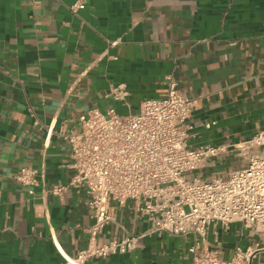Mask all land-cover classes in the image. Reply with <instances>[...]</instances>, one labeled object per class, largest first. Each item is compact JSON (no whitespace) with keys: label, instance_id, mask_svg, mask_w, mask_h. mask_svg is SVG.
<instances>
[{"label":"crops","instance_id":"crops-1","mask_svg":"<svg viewBox=\"0 0 264 264\" xmlns=\"http://www.w3.org/2000/svg\"><path fill=\"white\" fill-rule=\"evenodd\" d=\"M75 1L0 0V264H65L55 242L72 256L88 245L95 220L87 193L43 189L70 182L71 150L61 135L90 109L137 114L143 101L165 97L173 77L198 100L191 148L238 144L264 128V0H86L78 15ZM113 88L124 90V101ZM226 160L194 172L202 177ZM23 167L37 172L34 194L15 179ZM111 205L116 221L101 241L149 230L139 203ZM240 232L239 224L218 228L225 259L249 244V232ZM193 244L147 235L131 254L88 264H192Z\"/></svg>","mask_w":264,"mask_h":264},{"label":"built area","instance_id":"built-area-1","mask_svg":"<svg viewBox=\"0 0 264 264\" xmlns=\"http://www.w3.org/2000/svg\"><path fill=\"white\" fill-rule=\"evenodd\" d=\"M41 2L31 0L34 6ZM85 8L86 0H76L70 10L78 15ZM125 95L121 88L111 90L117 101H124ZM197 103L169 77L165 97L143 101L137 114L90 109L79 117L75 129L61 135L70 147L74 174L68 184L43 190L58 197L69 188L85 191L95 220L87 229L88 245L74 256L55 242L65 264L131 254L145 236L153 234L192 237V264H254L264 259V128L238 144L191 148L189 120ZM52 131L49 128V138ZM222 156L247 164L211 181L201 176L187 179V173ZM15 179L30 194L39 185L37 172L29 167L19 169ZM129 200L140 204L149 230L101 241L100 233L116 221L111 202L124 207ZM234 224L241 226L240 236L249 232L250 242L245 247L237 244L231 258L225 259L218 228L229 230ZM212 228L216 247L209 238Z\"/></svg>","mask_w":264,"mask_h":264},{"label":"rangeland","instance_id":"rangeland-1","mask_svg":"<svg viewBox=\"0 0 264 264\" xmlns=\"http://www.w3.org/2000/svg\"><path fill=\"white\" fill-rule=\"evenodd\" d=\"M246 164H247L246 161L235 159V158H233V156H230L229 160H226L223 163V165H219L217 168H213L212 171H209V172H207L205 170L204 171L205 174L202 176V178L206 181H211L216 177L226 176V175L230 174L231 172L238 170L241 167H245ZM214 172H216V173L214 174ZM196 176H197V174L195 172H189L186 174L187 179H192ZM229 258H231V257H228L226 259H229Z\"/></svg>","mask_w":264,"mask_h":264}]
</instances>
